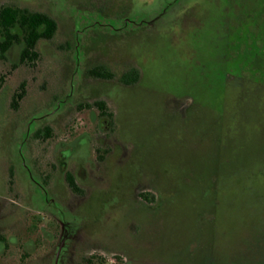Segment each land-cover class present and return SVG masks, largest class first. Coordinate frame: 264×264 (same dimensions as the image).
Segmentation results:
<instances>
[{
	"label": "rangeland",
	"instance_id": "374dc122",
	"mask_svg": "<svg viewBox=\"0 0 264 264\" xmlns=\"http://www.w3.org/2000/svg\"><path fill=\"white\" fill-rule=\"evenodd\" d=\"M4 6L57 32L0 52V264H264V0Z\"/></svg>",
	"mask_w": 264,
	"mask_h": 264
},
{
	"label": "trees",
	"instance_id": "16d2710c",
	"mask_svg": "<svg viewBox=\"0 0 264 264\" xmlns=\"http://www.w3.org/2000/svg\"><path fill=\"white\" fill-rule=\"evenodd\" d=\"M57 32V23L48 15L31 12L14 6H4L0 9V52L5 56L16 44L23 46L21 63L35 65L39 59L36 48L41 40H52ZM91 74L95 77L106 78V72L101 68L94 69ZM111 76V75H110ZM139 77L138 71L127 72L121 78L125 85H133ZM5 79L0 77V91L3 88ZM21 91L13 96L12 106L17 108L25 97L24 84ZM93 106L99 109L103 116L107 113V106L104 102H97ZM67 181L74 193L81 192L74 176L69 173ZM84 264H108L102 255H93L85 259Z\"/></svg>",
	"mask_w": 264,
	"mask_h": 264
},
{
	"label": "flooded vegetation",
	"instance_id": "af4514ba",
	"mask_svg": "<svg viewBox=\"0 0 264 264\" xmlns=\"http://www.w3.org/2000/svg\"><path fill=\"white\" fill-rule=\"evenodd\" d=\"M77 148V147H76ZM75 149V148H74ZM74 151V150H73ZM72 151V153H70V155H69V157H71V155H74V152ZM66 152H68V151H66ZM69 174V173H68ZM67 174V175H68ZM72 174V173H71ZM73 175V174H72ZM74 176V175H73ZM74 178H75V176H74ZM76 179V178H75ZM67 183H68V181H67ZM76 183H77V181H76ZM69 185V184H68ZM77 185H78V183H77ZM79 186V185H78ZM70 187V186H69ZM80 187V186H79ZM81 189V188H80ZM72 190V189H71ZM83 193V191L81 190V192H79V193H76V194H82ZM64 243H65V239L62 241V243H61V245H64ZM61 245H60V247H61ZM28 244H26L25 246H24V248L25 249H27L28 248ZM6 247H5V243H4V241H2V240H0V252H2V251H4V249H5ZM63 248V247H62ZM60 249V248H59ZM59 249H58V251H57V253L59 252ZM62 252H63V250H62ZM57 253H56V264H58L57 263Z\"/></svg>",
	"mask_w": 264,
	"mask_h": 264
},
{
	"label": "water",
	"instance_id": "95a60500",
	"mask_svg": "<svg viewBox=\"0 0 264 264\" xmlns=\"http://www.w3.org/2000/svg\"><path fill=\"white\" fill-rule=\"evenodd\" d=\"M62 247H63V245H61L59 252L57 253V263L59 262V258H60L61 253H62Z\"/></svg>",
	"mask_w": 264,
	"mask_h": 264
}]
</instances>
